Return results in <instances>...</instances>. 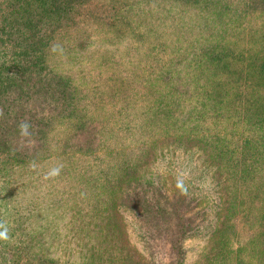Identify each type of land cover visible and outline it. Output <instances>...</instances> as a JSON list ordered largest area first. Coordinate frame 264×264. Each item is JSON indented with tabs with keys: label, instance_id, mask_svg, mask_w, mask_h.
<instances>
[{
	"label": "rangeland",
	"instance_id": "obj_1",
	"mask_svg": "<svg viewBox=\"0 0 264 264\" xmlns=\"http://www.w3.org/2000/svg\"><path fill=\"white\" fill-rule=\"evenodd\" d=\"M72 1L44 48L47 71L60 78L51 82L56 91L16 101L18 93L0 94L2 109L18 106V121L4 117L9 128L20 134L22 121L31 125L30 137L0 147V222L9 230L0 264L148 262L119 201L133 179L150 177L199 198L183 264H264V146L252 142L250 123L241 130L233 121L240 85L250 109L254 99L264 109V83L253 70L264 72V8L249 10L245 0ZM12 4L0 0L2 9ZM79 122L81 130L96 126L103 142L95 154L73 148ZM199 131L235 132L234 151L177 148L178 136ZM240 139L250 144H242L238 169L231 158L241 154ZM54 168L59 175L48 176ZM244 169L255 179L242 181Z\"/></svg>",
	"mask_w": 264,
	"mask_h": 264
},
{
	"label": "trees",
	"instance_id": "obj_2",
	"mask_svg": "<svg viewBox=\"0 0 264 264\" xmlns=\"http://www.w3.org/2000/svg\"><path fill=\"white\" fill-rule=\"evenodd\" d=\"M8 1L13 2L12 6L9 5V10L5 9L6 6L3 7L5 10L0 8V43H13L11 45L6 44L0 50V94H3L5 90L11 94L12 92L18 93L20 96L15 97V101L16 98L21 97L26 92L49 95L56 91V89L52 88L51 82L59 84L60 78L48 72L47 67L44 65V48L49 42L46 40L50 32L52 33L61 27L67 13L74 11L73 1L4 0L7 3ZM193 1L206 2L207 0ZM83 2L84 0H80V3ZM245 2V7L249 10L254 7L264 8V0H245ZM211 3L212 0H208L207 5ZM212 6L217 7L215 3ZM50 18H52V22L47 23L46 27H43L46 23L44 21ZM19 19V22H24L27 27L14 25ZM8 47H10L12 53H10ZM214 56V53L209 55L208 61H215ZM8 57L10 58L9 60ZM262 62L264 63V61ZM257 67H260V65L253 68L254 76L259 83L263 84L264 72L260 71V69L257 70ZM244 71L252 74L251 69L244 68ZM65 82L67 83V81H64V84ZM241 86H239V94L235 101L237 117L233 121H235L241 130L244 129V121L250 123L251 127L249 128L254 132L256 137V141L252 142L257 143V141H260L264 146V109L259 107L260 104L257 103V99H254V103L251 104L254 109H250L251 100L248 97L245 98L248 93ZM207 92H210V89ZM226 93L227 91H223L221 95H218V103H224V98H227ZM68 98L69 100L65 101L70 102L69 104L72 103L70 110L72 111L73 93L71 90ZM16 105L17 103H13L11 108L6 107L2 109L0 100V130L2 129L3 131L7 127L6 131L1 132L0 147L7 143L12 145L14 142L19 141L16 140L18 135H20L17 132L18 129L9 128L8 124L4 122L5 116H8V119L9 117H13L12 120L18 121L20 116L18 115L19 112L16 109L18 106ZM73 112H70V116L73 115ZM248 115L252 118L250 121L248 120ZM78 125H80V122L76 124L75 131L77 129L82 134V140L79 139L75 132L76 138L73 148L83 153L95 154L99 148L98 145L103 142L100 135L94 133V130L97 133L96 126L82 125L81 130ZM230 133L235 134V132L231 131L226 132V134H210L207 131L191 134L182 133V135L176 138V142H178L177 148L193 149L194 151H200V153L203 150H212L215 155L216 153L225 155L234 151L231 147V139L233 137ZM76 140L81 141L76 143ZM192 141H196L197 143H192L191 147L187 148ZM211 143L214 144V148L209 149ZM242 144L246 145L250 144V142L247 140L242 142L240 139L237 151H240L241 154L239 157L237 155V158L236 156L231 158L233 167H237L238 169L244 167L246 159V157L242 156ZM125 167L126 169L123 172H128L132 176L134 171L129 169L130 162L125 161ZM243 173L245 175L242 181L255 179L254 176H249V173L245 169ZM243 173H240L238 177L241 178ZM150 178L149 180L140 179L138 181L136 179L139 178L133 179L122 191L119 201V204L133 220L138 240L141 243L140 246L149 253V261L139 264H183L185 240L190 234L195 232L197 226L194 222L193 214L197 210L195 208L199 205V198L193 191L183 189L182 187L181 189L168 191L166 187L158 184L153 177Z\"/></svg>",
	"mask_w": 264,
	"mask_h": 264
},
{
	"label": "clouds",
	"instance_id": "obj_3",
	"mask_svg": "<svg viewBox=\"0 0 264 264\" xmlns=\"http://www.w3.org/2000/svg\"><path fill=\"white\" fill-rule=\"evenodd\" d=\"M58 48H59L58 45L54 46L53 51H56ZM18 127L20 131V135L22 137L31 136V132H30L31 125L28 121H22ZM59 172H60V168H54L48 173V176H52V177L57 176L59 175ZM8 239H9V230L4 223L0 222V240L6 241Z\"/></svg>",
	"mask_w": 264,
	"mask_h": 264
}]
</instances>
